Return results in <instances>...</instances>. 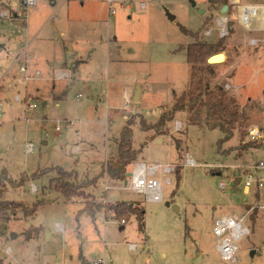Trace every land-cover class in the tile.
<instances>
[{
    "label": "rangeland",
    "instance_id": "1",
    "mask_svg": "<svg viewBox=\"0 0 264 264\" xmlns=\"http://www.w3.org/2000/svg\"><path fill=\"white\" fill-rule=\"evenodd\" d=\"M24 1H0V11L10 14L0 18V174L5 171L19 183L8 184L2 200L23 203L34 214L0 212L4 264H233L217 252L213 224L223 216L242 217L251 207L256 209L246 218L251 235L239 242L234 264H264V210L259 208L264 190L244 186L246 168L264 177L263 169L253 170L264 161V143L242 155L238 150L242 141H252L247 131L264 127V31L249 32L232 21V32L218 42L222 10L209 0H128L131 8L116 7L109 17L102 0H35L36 6L27 9ZM139 2L147 8L139 9ZM20 12L24 17H16ZM208 29L211 37L204 36ZM191 33L220 44L209 59L225 55L224 62L222 56L214 64L211 90L237 86L226 91L242 113L241 127L221 146L223 132L192 122L184 111L159 134L141 124L142 119L148 126L158 123L190 90ZM251 38L258 46L250 45ZM24 49L30 74L40 71L27 86L12 67ZM66 70L70 79L56 81V72ZM137 87L141 93L135 103ZM16 95L24 98L17 102L11 98ZM131 120L137 162L129 172L140 162L181 167L179 180L176 172L158 175L162 202L146 201L129 182L124 185L126 179L100 177L107 161L117 158L120 133ZM186 154L195 166L185 165ZM57 167L76 173L71 181L85 185L81 196L65 198L55 188ZM238 177L242 181L234 187ZM88 194L102 206L95 217L83 211L93 205ZM121 202L144 208V231L135 215L121 224L109 210ZM30 229L37 232L27 236Z\"/></svg>",
    "mask_w": 264,
    "mask_h": 264
},
{
    "label": "trees",
    "instance_id": "2",
    "mask_svg": "<svg viewBox=\"0 0 264 264\" xmlns=\"http://www.w3.org/2000/svg\"><path fill=\"white\" fill-rule=\"evenodd\" d=\"M209 3L212 7L220 6L221 10L224 6H229L231 8L229 0H209ZM230 26L232 27V22L230 23ZM191 36L195 39V41L187 47L188 64L191 71L190 90L183 93L176 99L172 110L164 113L160 117L158 123L148 126L145 120L142 119L141 124L145 130L155 129L159 134L164 131L168 122H172L175 119L176 114L184 111L189 114V119L192 122H204L208 129H219L223 132L225 138L220 141L219 144L221 146L224 141H227L234 136V132L238 126L241 127V125H239V121H241L242 113L238 109L236 100L230 96L224 88L217 87L216 89L211 90L209 87L210 77L214 75L215 65L208 63V57L214 52H218L220 44H210L206 41H201L198 39V33H191ZM223 40L224 39H219L218 42H222ZM132 123L133 121L131 120L122 129L118 139V156L115 159L107 161L103 167L100 177L106 175L110 179L124 181L130 167L137 162V153L132 149L133 130L130 126ZM248 132L249 131L246 133L247 135ZM176 145L177 147H180L179 141L176 142ZM262 146V141H250L248 143H244L242 141L238 147L239 154L242 155L251 148H260ZM223 153H225V151H223ZM180 168L181 167L178 166L176 169L178 180ZM55 170L58 172V178L53 180L54 183L57 184L55 188L61 192L65 198H70L72 196L79 197L85 192V185L82 183L76 184L71 181L73 176L75 178L77 177L76 173L73 171L68 172L59 167L55 168ZM98 178L99 177L94 178L91 183L96 184ZM8 184L16 186L19 183L11 180L7 173L3 171L2 174H0V212H6L10 209L14 212L17 209H24V212L33 215L34 209L27 208L23 203L2 200L3 193ZM88 196L92 199L93 205L92 208L90 207L89 209L87 207L84 208L83 211H87L95 217L96 213L102 206L99 204L97 205L92 195L88 194ZM109 210L114 213L116 218H119L121 222L125 221V223L126 217L135 215L139 223V230L141 232L144 231V208L135 206V204L132 203L121 202L117 205L111 206ZM255 210L252 216L255 215ZM32 230L34 229L27 231L26 235L31 236ZM34 231L35 233L37 232L36 229ZM0 264H4L2 259H0Z\"/></svg>",
    "mask_w": 264,
    "mask_h": 264
},
{
    "label": "built area",
    "instance_id": "3",
    "mask_svg": "<svg viewBox=\"0 0 264 264\" xmlns=\"http://www.w3.org/2000/svg\"><path fill=\"white\" fill-rule=\"evenodd\" d=\"M108 11L109 15H114L116 12V7L121 8H131L130 3L128 1H117V0H108ZM35 0H25L24 8H30L36 6ZM139 9L145 10L147 8V4L145 2L138 3ZM231 8L234 9V16L229 15V13L221 14L217 18V28H218V39L227 38L230 35L231 26L230 23L232 21L237 22L240 26L246 29L249 32L255 31H263L264 25V6H254V5H242L239 0H233L231 2ZM10 14L6 11H0V18L8 19ZM16 17H24V13L20 12L16 15ZM26 19V18H25ZM212 30L208 29L205 31V37H211ZM250 45L253 47L258 46L259 40L256 38H251ZM14 66L17 68V73L19 76V82L23 86H27L33 77H39L40 71L36 70L32 74H30L28 64L22 61V56H17L14 60ZM71 77L70 71H57L55 74V78L58 81L68 80ZM225 90L231 91L233 89H237V87L227 84ZM127 97V94H126ZM15 101L20 102L24 97L20 95L12 96ZM28 100L34 101L32 97H29ZM31 109L36 108V104H31L29 106ZM0 105V111H1ZM177 128H181V125L177 123ZM248 136L252 138V141H262L264 143V127L263 128H252L248 132ZM33 149L31 145H28V151L30 152ZM185 165L189 167H193L196 165V162L186 154L185 156ZM257 169L264 170V161H261L254 171ZM176 172V168L173 165H160L155 164L152 166H148L147 164L140 162L136 164L135 168L132 170V175L128 179L129 188L137 193L141 194L145 197L146 201L150 202H162L163 201V190L162 183L158 179V175H172ZM256 173V172H255ZM244 176L246 177L244 186L247 190L252 187H255L257 191L264 190V177L256 176L252 171L248 168L244 170ZM167 183L171 182L170 178H167ZM109 187L106 185L105 189L107 190ZM35 190V187H33ZM262 210H264V204L259 206ZM255 207H251L247 213L238 217L237 215H228L223 216L214 221L213 224V234L216 238V250L219 253L221 259L223 261L236 263L237 262V254L239 251V242L243 240L245 237L251 235V229L246 224V218L252 215ZM121 224H125V221H122ZM61 226L58 225L57 228ZM137 248L136 245H130L131 250H135ZM10 249L6 250V253H9Z\"/></svg>",
    "mask_w": 264,
    "mask_h": 264
},
{
    "label": "crops",
    "instance_id": "4",
    "mask_svg": "<svg viewBox=\"0 0 264 264\" xmlns=\"http://www.w3.org/2000/svg\"><path fill=\"white\" fill-rule=\"evenodd\" d=\"M107 1L108 0H102V2H105V4H106V10H107V17H109L110 15H109V11H108V3H107ZM117 1H123V0H117ZM124 1H128V0H124ZM233 0H230V4H231V2H232ZM240 1V3L242 4V2H241V0H239ZM25 2V1H24ZM24 2L22 3L23 4V6H24ZM129 2V1H128ZM140 3V2H139ZM242 5H254V6H264V2H253V3H249V4H242ZM61 6L62 5H59V8H58V12H59V10H60V8H61ZM229 7V6H228ZM229 9H230V7L228 8V10H227V13L229 12ZM57 11H55V13L57 12ZM222 12V11H221ZM233 14H232V16H234V9H233ZM52 18V17H51ZM50 18V19H51ZM52 20V19H51ZM239 25V24H238ZM240 26V25H239ZM233 29V26L231 27V30ZM263 29H264V25H263ZM264 31V30H263ZM61 36H65V32H61V34H60ZM67 47H68V50H69V52H72V53H75V46H74V42H72V41H68L67 42ZM24 51H25V49L21 52V53H19V54H17L16 56H22V58L24 59L23 61L24 62H26L27 64H28V60L26 59V53H24ZM27 51H28V49H27ZM15 56V57H16ZM222 56H223V60L221 61V62H224V60H225V55L224 54H222ZM220 58H218V59H216L215 60V62L217 61V60H219ZM15 60V59H14ZM77 59H75L74 61H76ZM220 62V63H221ZM49 65L50 66H54V64L52 63V62H50L49 63ZM14 66V63H13V65H12V67ZM74 67H76V66H74ZM14 68H15V66H14ZM67 71V70H66ZM71 73V72H70ZM70 79V78H69ZM68 79V80H69ZM55 80H56V78H55ZM56 81H58V80H56ZM71 85H73L74 84V82H71L70 83ZM235 87H237V86H235ZM9 95H10V93H8ZM251 130V129H250Z\"/></svg>",
    "mask_w": 264,
    "mask_h": 264
},
{
    "label": "water",
    "instance_id": "5",
    "mask_svg": "<svg viewBox=\"0 0 264 264\" xmlns=\"http://www.w3.org/2000/svg\"><path fill=\"white\" fill-rule=\"evenodd\" d=\"M193 6H195V3H194V2H193ZM228 8H229L228 6H224L223 9H222V13H223V14H226ZM201 12L204 13V11H201ZM221 57H222V54H218V55L212 56V57L208 60V63H209V64H212V65H214V64H218V63H220V62H215V60H216L217 58H221ZM140 93H141V89H140L139 87H137L136 90H135V92H134V95H133V101H134L135 103L138 102V101L140 100ZM131 175H132L131 172H128V173L126 174V180L124 181V185H125V186H127V184H128V179L131 177ZM241 181H242V178H240V177L236 178L235 181H234V187H237V186L241 183ZM166 205H167V206H170V203L167 202ZM172 209H173V211H175V212L179 211V208H178L177 206H175V205L172 206ZM252 254H254V253H252Z\"/></svg>",
    "mask_w": 264,
    "mask_h": 264
}]
</instances>
